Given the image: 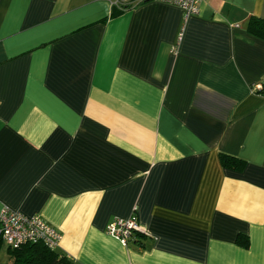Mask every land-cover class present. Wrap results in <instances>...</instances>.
<instances>
[{"label":"crops","instance_id":"crops-1","mask_svg":"<svg viewBox=\"0 0 264 264\" xmlns=\"http://www.w3.org/2000/svg\"><path fill=\"white\" fill-rule=\"evenodd\" d=\"M252 16L264 0L187 17L162 0H0V208L40 215L78 264H264ZM133 214L140 244L106 233Z\"/></svg>","mask_w":264,"mask_h":264},{"label":"built area","instance_id":"built-area-1","mask_svg":"<svg viewBox=\"0 0 264 264\" xmlns=\"http://www.w3.org/2000/svg\"><path fill=\"white\" fill-rule=\"evenodd\" d=\"M142 0H109L111 7L124 10L132 7ZM164 2L179 6L185 17L198 14L201 3L204 0H162ZM172 52H176L177 45H172ZM264 83L257 82L252 85L255 93L264 95ZM142 227L136 216L114 217L106 226V233L113 236L123 245H128ZM0 237L7 245L16 247L25 243L40 242L51 250L59 247L62 234L51 226L40 215H28L21 211L12 209L7 205L0 208Z\"/></svg>","mask_w":264,"mask_h":264},{"label":"trees","instance_id":"trees-1","mask_svg":"<svg viewBox=\"0 0 264 264\" xmlns=\"http://www.w3.org/2000/svg\"><path fill=\"white\" fill-rule=\"evenodd\" d=\"M247 31L256 37L264 39V18L258 16L250 17L247 22ZM262 91H264V89H262ZM219 159L223 166L233 169H242L245 164L243 159L226 153H220ZM140 236H142V233L137 232L133 236V239H131V242H138V244H140ZM2 242L0 237V245ZM237 242L242 246H247L248 237L245 235H238ZM8 253L10 255V262H0V264H78L64 254L47 248L40 242L25 243L16 247L8 245Z\"/></svg>","mask_w":264,"mask_h":264},{"label":"rangeland","instance_id":"rangeland-1","mask_svg":"<svg viewBox=\"0 0 264 264\" xmlns=\"http://www.w3.org/2000/svg\"><path fill=\"white\" fill-rule=\"evenodd\" d=\"M0 262L9 263L10 255L8 253V245L3 241L0 245Z\"/></svg>","mask_w":264,"mask_h":264}]
</instances>
